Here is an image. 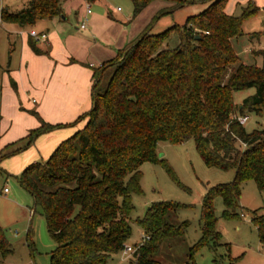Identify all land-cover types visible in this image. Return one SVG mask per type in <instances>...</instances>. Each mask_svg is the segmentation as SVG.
Masks as SVG:
<instances>
[{"label": "trees", "instance_id": "1", "mask_svg": "<svg viewBox=\"0 0 264 264\" xmlns=\"http://www.w3.org/2000/svg\"><path fill=\"white\" fill-rule=\"evenodd\" d=\"M62 1L29 0L16 11L2 8L0 19L20 27L33 26L63 16ZM131 1L136 15L154 0ZM163 1L172 2L174 9L186 3ZM226 1L204 0L207 7L188 16L184 24L157 34L144 31L114 58L92 68V106L73 122L50 124L37 111L27 110L40 124L21 138L23 148L40 135L85 120L45 161L30 163L17 177L40 206L55 242L50 264H107L125 248L132 232V195L141 193V164L157 161L173 174L166 160L157 156L159 141L177 144L193 139L206 166L234 170L231 182L206 191L201 205L202 237L190 248L185 264H193V253L219 238L213 208L216 196L222 198L223 215L234 217L243 182L252 180L264 192V129L247 131L236 118L246 112L264 117V52L255 53L263 55L261 66L247 65L232 46V40L242 35L243 22L260 8L249 0L240 5L239 14L230 15L224 10ZM173 31L179 43L170 49L164 44ZM37 43L29 37L31 50L44 54ZM250 88L254 93L243 98L240 106L235 104L234 92ZM176 207L177 203L156 202L137 219L144 236L130 264H161L155 259L160 244L181 236L187 225L169 221ZM251 221L264 245V211L253 210ZM29 236L28 232L33 244ZM11 253L0 226V254Z\"/></svg>", "mask_w": 264, "mask_h": 264}, {"label": "rangeland", "instance_id": "2", "mask_svg": "<svg viewBox=\"0 0 264 264\" xmlns=\"http://www.w3.org/2000/svg\"><path fill=\"white\" fill-rule=\"evenodd\" d=\"M28 1L0 0V12L2 8L19 10ZM247 1L249 0H227L224 10L227 14L237 15L240 13V5ZM252 1L260 10L243 22L242 35L232 40V46L244 64L261 66L263 55H254L253 52H264V0ZM87 4L92 12L99 13L100 9L102 17H99V23L106 27L103 35L97 36L95 40L101 43L92 47V61L95 63H99L98 60L105 59L107 55L115 56L112 53L117 52V47L121 50L133 44L144 31L157 34L175 24L182 25L188 16L201 12L208 5L204 0H186L183 6L174 9L172 2L154 0L133 15L131 0H63L61 7L66 20L61 22L62 29L79 35L85 34L87 29H81L79 24ZM40 21L33 27L36 31L46 28V23ZM9 24L11 23L0 19V78L3 71L14 66L18 60V40L16 35L9 33ZM29 27L26 29H30ZM122 27L124 29L120 31ZM254 32L259 35L252 37ZM178 43V33L173 31L164 45L172 49ZM37 46L44 47L42 43H37ZM252 93L253 88L234 92L235 104L240 106L243 98ZM10 105L8 103V108L4 107L2 111L0 109V152L3 155L0 159V226L11 245L12 253L6 257L0 254V264H50L49 254L54 249L55 242L49 236L40 206L35 205L32 195L17 181L24 167L33 162L45 161L49 156H41L40 149L38 152L34 143L23 148L25 141L21 140L22 136L15 137L16 127L8 130V117L14 119L15 123L14 116L10 115ZM245 115L248 117L244 124L247 131L264 129V117H258L253 112H246ZM31 117L37 120L35 116ZM79 123L83 127L85 120H80ZM80 128L76 127L74 131ZM19 147L23 149L14 153ZM156 153L158 158L166 160L174 177L157 161L141 164V193L132 195L134 209L130 215L131 235L125 248L112 255L107 264H130L135 246L144 236L137 219L142 218L153 203L161 201L178 204L168 216L172 224L186 222L187 225L181 236L166 239L160 244L155 259L161 264H185L190 248L202 237L201 205L206 191L217 184L231 182L234 178V170L225 171L206 166L196 151L193 139L177 144L159 141ZM34 156V160H31ZM5 188L6 193L3 192ZM240 189L237 216H224L222 198H214L215 230L219 233V238L215 244L209 240L207 245L195 251L193 264H264V245L258 241L251 221L253 210L264 211V192L259 191L252 180L243 182ZM28 232L33 244L27 238Z\"/></svg>", "mask_w": 264, "mask_h": 264}, {"label": "crops", "instance_id": "3", "mask_svg": "<svg viewBox=\"0 0 264 264\" xmlns=\"http://www.w3.org/2000/svg\"><path fill=\"white\" fill-rule=\"evenodd\" d=\"M98 12L91 10L87 15L88 21L84 28L87 32L80 35L62 29L61 22L66 20L64 12L61 17L41 20L40 22L46 23L44 24L46 28L37 31L47 35L45 42H38L44 46L39 47L45 51L41 55L35 54L28 45L29 31L36 30L33 28L36 24L31 27L9 24V33L16 35L18 40V60L14 66L11 65L1 74L0 109L2 111L4 107L8 108V103L11 104L10 115L14 116L15 123H13L14 119L8 117V130L15 126V137L25 136L29 130L40 124L27 113V110L37 111L47 123L66 124L73 122L91 108L92 68L114 58L120 49L117 47V52L112 53L115 56L107 55L105 59L98 60L99 63L92 61V47L96 43H101L95 40L97 36L103 35L106 29L103 23H99V17L102 16L100 9ZM85 15L86 8L81 22ZM27 27L30 29L27 30ZM123 27L120 31L124 29ZM255 33L257 32L253 34ZM104 49L107 51V48ZM255 53L253 52L254 55ZM11 80L15 82L16 88H13ZM81 126L78 122L75 128ZM75 128H59L43 134L34 142V147L38 152L40 149L41 156L48 157L62 140L74 132ZM33 158L35 156L31 160H34Z\"/></svg>", "mask_w": 264, "mask_h": 264}, {"label": "built area", "instance_id": "4", "mask_svg": "<svg viewBox=\"0 0 264 264\" xmlns=\"http://www.w3.org/2000/svg\"><path fill=\"white\" fill-rule=\"evenodd\" d=\"M90 12H91L90 5H87V6H86V15H85L84 19L82 20L81 24L79 25V27H80L81 29H84V28L86 27V23H87V21H88V20H87V15L90 14ZM29 36L32 37L33 39H35V40L38 41V42H41V41H42V42H45L46 39H47V35H46L45 33H43V32H38V31H36V30H34V29H31V30L29 31ZM236 118H237V121H238L240 124H242V125H244L245 122H246L247 119H248L247 115L237 116ZM3 192H4V193L7 192V189L5 188V189L3 190Z\"/></svg>", "mask_w": 264, "mask_h": 264}]
</instances>
